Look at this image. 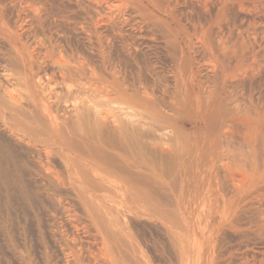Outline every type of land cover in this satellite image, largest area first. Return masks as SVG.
Segmentation results:
<instances>
[{
    "label": "rangeland",
    "instance_id": "obj_1",
    "mask_svg": "<svg viewBox=\"0 0 264 264\" xmlns=\"http://www.w3.org/2000/svg\"><path fill=\"white\" fill-rule=\"evenodd\" d=\"M0 264H264V0H0Z\"/></svg>",
    "mask_w": 264,
    "mask_h": 264
}]
</instances>
